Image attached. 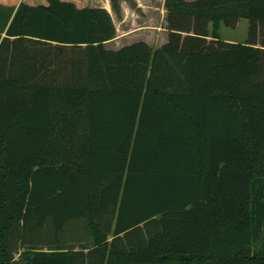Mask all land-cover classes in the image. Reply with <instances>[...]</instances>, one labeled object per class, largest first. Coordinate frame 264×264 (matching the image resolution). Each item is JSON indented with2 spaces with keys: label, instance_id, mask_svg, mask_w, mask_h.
<instances>
[{
  "label": "trees",
  "instance_id": "obj_1",
  "mask_svg": "<svg viewBox=\"0 0 264 264\" xmlns=\"http://www.w3.org/2000/svg\"><path fill=\"white\" fill-rule=\"evenodd\" d=\"M0 8V264H264V0H164L157 50L87 0Z\"/></svg>",
  "mask_w": 264,
  "mask_h": 264
},
{
  "label": "rangeland",
  "instance_id": "obj_2",
  "mask_svg": "<svg viewBox=\"0 0 264 264\" xmlns=\"http://www.w3.org/2000/svg\"><path fill=\"white\" fill-rule=\"evenodd\" d=\"M87 3L89 7L111 5L110 0H87ZM117 3H121L125 19L122 16L121 19L117 20L112 14L119 38L114 47L130 44L138 40L147 41L152 45V48L157 46L163 39L158 33L166 25L163 0H116ZM5 15H7L6 10L0 8V29H2L4 24ZM123 19L124 22L120 23ZM123 32L131 33V35H124ZM218 34V38L221 41L245 43L248 39V23L245 20H241L235 28L221 26ZM79 231L78 224L74 223L68 226V234L65 240L69 245L72 244Z\"/></svg>",
  "mask_w": 264,
  "mask_h": 264
},
{
  "label": "crops",
  "instance_id": "obj_3",
  "mask_svg": "<svg viewBox=\"0 0 264 264\" xmlns=\"http://www.w3.org/2000/svg\"><path fill=\"white\" fill-rule=\"evenodd\" d=\"M185 1L190 2V1H194V0H185ZM118 6H119V13H118V15H117V14L115 13V11L112 9V6H111V5H107V4H106V6H103V7H90V8H96V9H97V8H100V9H104V10H106V11L109 13V15H110V17H111V19H112V21H113V24H114V19H113V17H112V14L114 15L115 19H117V20L121 19L122 16L124 17V10L121 9V3H119ZM163 8H164V0H163ZM164 10H165V9H164ZM165 13H166V11H165ZM124 19H125V17H124ZM124 19H123L122 21H120V23H123V22H124ZM240 21H241V20H239L238 23H239ZM245 21H246V22L248 23V25H249V22H248L247 20H245ZM238 23H237V24H238ZM165 24L167 25V23H166V15H165ZM166 25H165L164 28H161L160 31H159V33H158V35H161V36L163 37V39L160 41V43H159L157 46H155V47L152 48V45H151V44H149L147 41H143V40H138V41H134V42H132V43H130V44H126V45L119 46V47H114V46H115L114 44L119 40V38H118V36H117V30H116V27H115V24H114V27H115V30H116V36H115V38H114L112 41L105 43L104 46H105V48H106L107 50L118 51V50H120V49L123 48V47L130 46V45L135 44V43H138V42H143V43H145L148 47H150L151 49H153V50H157V49L161 48L164 44H166V42H167V40H168V32H167V30H166ZM123 34H124V35H131V33H124V32H123ZM4 37H5V34H4V33L1 34V35H0V41H1ZM122 38H123V37H122ZM128 38H129V37H128ZM223 42L230 43V44H243V43H236V42H233V41H223Z\"/></svg>",
  "mask_w": 264,
  "mask_h": 264
}]
</instances>
